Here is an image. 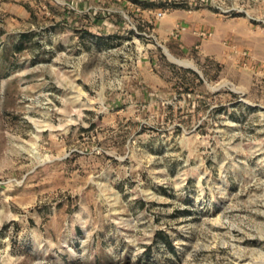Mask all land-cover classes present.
I'll return each mask as SVG.
<instances>
[{
	"label": "rangeland",
	"instance_id": "obj_1",
	"mask_svg": "<svg viewBox=\"0 0 264 264\" xmlns=\"http://www.w3.org/2000/svg\"><path fill=\"white\" fill-rule=\"evenodd\" d=\"M0 264H264V0H0Z\"/></svg>",
	"mask_w": 264,
	"mask_h": 264
},
{
	"label": "crops",
	"instance_id": "obj_2",
	"mask_svg": "<svg viewBox=\"0 0 264 264\" xmlns=\"http://www.w3.org/2000/svg\"><path fill=\"white\" fill-rule=\"evenodd\" d=\"M171 11L163 22V31L169 33L174 26L178 27L181 30L178 38L181 48L189 50L197 47V54L208 62L232 64L239 59L245 47L244 35L248 32L239 22L223 21L217 13L200 8L197 11L173 8Z\"/></svg>",
	"mask_w": 264,
	"mask_h": 264
}]
</instances>
